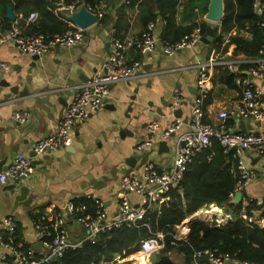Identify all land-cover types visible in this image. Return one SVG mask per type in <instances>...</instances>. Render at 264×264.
<instances>
[{
  "label": "crops",
  "instance_id": "0c3cea01",
  "mask_svg": "<svg viewBox=\"0 0 264 264\" xmlns=\"http://www.w3.org/2000/svg\"><path fill=\"white\" fill-rule=\"evenodd\" d=\"M143 1L136 6L134 3L127 4L121 0L103 1L104 14H110L112 17L110 23L104 25L98 20L86 28L87 38L81 44L55 48L37 59H33V56L21 51L13 43H0V82L3 78L10 80L20 75L22 78L19 91L24 87L29 90V94L24 96L12 93L11 97H7L6 95L11 93V87L0 85V173L12 164L18 153H30L36 141L55 131L62 117L60 113L64 107L63 103L71 101L74 87L103 69L108 57L106 44L111 41L112 30L118 29L117 19L119 25L123 27L122 32L117 30L120 34H137L143 31L145 25L140 17V5ZM82 3H78V6H75L76 4L62 6L59 9L64 11V16L65 13L78 10ZM209 4L210 0L208 7ZM124 5L125 9L122 10ZM183 9L184 5L181 3L178 10L181 12ZM121 11L123 16L118 18ZM206 13L200 14L197 20L204 19L213 27L221 25V22L206 19ZM188 14L185 11L184 24L193 21ZM37 17V12L32 13L26 19V25L36 22ZM162 19L164 18L158 17L154 20L159 23L157 29L160 35L165 26L160 24ZM177 21L180 23V16ZM14 22L19 23L17 15ZM237 32L235 29L226 34L225 42L230 35ZM240 34L251 37L247 31H241ZM203 37L192 49L179 50L172 56L164 53L161 43L153 51L137 52L140 53L139 60L142 62L141 74L111 86L106 104L94 111L85 121H78L75 124L71 145L36 155L42 162L34 166L33 172L28 175L32 176L31 179L21 178L20 181L9 179L4 183L0 181V233L3 230L4 218L12 216L19 230L20 240L16 243H20L24 249L32 245L37 254L41 253L42 248L39 245L32 213L47 211L51 205H65L86 194H95L106 202L110 213L116 216L118 187L123 175L140 172L148 160L155 161L160 168L169 169L175 158L178 139L188 129V124L184 123L167 138H162L160 132L176 118L190 117L197 94L194 89L198 76L197 61L205 60L211 55L221 60L247 58L243 53L235 51L234 43L225 45V50H216L211 43L203 42ZM134 52L136 51H130V57ZM2 62L6 65L2 66ZM245 65L241 64L233 72L245 74L244 78H252V81L262 85L264 90V81L253 77ZM223 68L225 66L219 65L213 72L210 102L205 109V118L209 123L217 125L220 122V111L227 109L228 127L236 130L239 128V120L233 111V101L240 96L241 89L232 88L226 83L220 72ZM240 77L241 75L238 78ZM177 83L181 88H177ZM179 90L184 92L183 104L178 107L182 110V116H176L174 113L176 109L172 108L173 95ZM20 110L31 113L28 122L20 123L14 118L15 112ZM230 118L233 119L231 123ZM152 120L160 122L153 145L146 148L145 152H141L140 156H136L135 161H130L129 157L135 153L133 146L136 139L140 135L145 136L142 142L149 139L147 127L141 125ZM246 120L252 127L251 130L264 128V120L261 123ZM134 127H137V132ZM161 140H166V147L161 148ZM233 152L235 159L241 156L245 164L257 173L256 178L244 190L243 197L263 199L264 155H258L251 150H243L240 155L235 150ZM129 196L136 205L139 203L138 194L130 193ZM77 217L69 214L66 220L72 243H81L86 234ZM192 220L193 217L189 216L182 224L187 226ZM252 221L264 225V218L259 210L255 211ZM8 253L0 241V255ZM172 253L177 251L174 250ZM9 257L14 262L13 254L9 253ZM176 260L181 262V256ZM124 262L152 264V256L144 257L140 252H136L126 256Z\"/></svg>",
  "mask_w": 264,
  "mask_h": 264
},
{
  "label": "built area",
  "instance_id": "2783aa9c",
  "mask_svg": "<svg viewBox=\"0 0 264 264\" xmlns=\"http://www.w3.org/2000/svg\"><path fill=\"white\" fill-rule=\"evenodd\" d=\"M124 3L135 6L141 0H121ZM76 0L73 4H76ZM73 6V5H71ZM88 9L98 15L99 21L104 16L105 5L101 0L99 4L87 5ZM254 10L261 17V25L264 27V2L254 0ZM167 20L162 19L160 24H166ZM156 21H150L141 33L119 35L117 29L112 30L110 54L108 55L103 69L95 72L87 80L73 89L71 101L66 106L63 116L59 119L55 131L33 144V151L36 155L55 151L58 148L66 147L74 126L78 121H85L90 115L100 109L110 95L111 86L120 81L130 80L141 74L142 62L139 59L131 58V50L149 52L156 49L159 43L162 44L166 55H175L179 50L192 49L198 42L202 41L203 33L201 27H196L191 33L186 34L177 41L162 40L158 31ZM87 38L86 28L76 24H71V28L63 33H33L26 34L18 23L2 30L0 27V43L10 42L15 44L21 51L31 56H43L58 47H73L81 44ZM241 64L248 65V71L259 80L264 81V43L256 58H233L221 60L215 55H211L205 60H198L196 67L198 76L196 79L197 94L195 96L191 115L185 122L183 118H176L169 126L160 132L162 138L169 137L179 130L184 124H188V129L179 137L175 158L169 169L160 168L155 161L148 160L142 166L140 172H131L121 177L117 193V215L113 216L106 202L95 194H86L84 197L91 201L94 214L88 211L85 202L69 201L65 205H51L47 211L34 220L36 234L39 245L42 248L40 257H37L35 248L29 245L23 248L20 243L15 242L17 222L12 216H7L3 220V230L0 233V241L3 246L13 254L14 262L10 260L9 253L0 255V264H39L49 261L51 255L57 257L64 254L70 248L79 245L72 243L67 231V215H77L78 221L83 225L86 232L83 240L95 241L100 232L111 230L129 222L135 223L142 219L144 215L154 207L155 203L166 202L169 198L168 192L172 187H176L186 171L188 165L198 152L211 145L212 139L219 140L225 152L233 150L240 153L243 150H251L256 154L264 155V128L260 130H250L244 132L239 129L233 130L226 124L229 116L227 109L220 111V122L213 125L204 120V103L210 94L213 72L219 65L235 71ZM5 66V62L1 63ZM237 82L242 85L240 96L233 101V111L237 117L251 119L262 122L264 120V90L262 85L254 83L252 78H237ZM184 101V92L177 91L173 95L172 108L181 107ZM14 118L20 123H26L31 118L28 111H16ZM160 122L152 120L147 125L148 133L152 137L141 142L137 149L142 151L149 148L154 143V137L158 133ZM34 157L29 153H18L12 164L0 173V181L7 182L9 179H18L29 175L34 170ZM239 179L230 198L236 192L244 191L248 185L256 178L257 173L248 167L244 160L238 158ZM135 193L140 196V201L136 205L130 199L129 194ZM253 198L243 197V207L240 216L252 220L248 216L247 205ZM261 203V199L257 200ZM215 209L214 213H210ZM193 219H200L209 222L210 225L221 228L226 226L232 219L233 214L226 210L225 206L215 203H206L196 212L190 215ZM177 232L174 235L177 239H187L190 227L187 224L176 226ZM82 243V242H81ZM165 245V233L163 231H153L141 240L140 252L144 257H150L158 252ZM124 258L118 256L111 261H103L100 264H124ZM193 264H258L253 261L239 262L232 258L228 252H223L219 248H196L192 254Z\"/></svg>",
  "mask_w": 264,
  "mask_h": 264
},
{
  "label": "trees",
  "instance_id": "16d2710c",
  "mask_svg": "<svg viewBox=\"0 0 264 264\" xmlns=\"http://www.w3.org/2000/svg\"><path fill=\"white\" fill-rule=\"evenodd\" d=\"M74 1L76 0H0V27L5 30L14 22L6 16L7 7L11 6L17 15L20 27L26 34L63 33L70 29L71 25L64 19V11L59 8L71 5ZM77 1L95 5L101 0ZM253 2L254 0H224V17L220 26H214L215 36L211 41V45L216 50H225V45L234 43L235 51L243 53L247 58L259 56L264 43V27L261 25L260 15L254 10ZM78 3L75 6H78ZM181 3L184 9L179 12L178 6ZM207 8L208 0H144L140 5V17L145 25L144 28L158 17L166 19L167 23L161 31V39L174 42L191 33L198 26L201 27L203 34L207 32L210 23L204 19L197 20L200 14L206 13ZM124 9L125 5L122 10ZM185 11L189 13V17H192L193 21L190 24L183 23L186 22ZM34 12L38 13L36 22L26 25V19ZM122 16L123 11L118 13V18ZM178 16L181 18L180 23L177 21ZM111 21V15L106 13L100 23L105 25ZM116 26L117 30L122 32L123 27L119 25L118 19ZM235 29L238 32L230 35L225 42V35ZM241 31L249 32L251 37L241 35ZM134 51L136 52L131 58L139 59L140 53H137L139 50ZM220 72L230 87L241 89L242 92V86L236 80L239 75L244 78L245 74L235 73L227 67ZM209 102L208 96L204 103V111ZM204 120L208 122L205 117ZM232 121L233 119L230 118V123ZM226 124L228 126L227 121ZM233 153V150L225 152L219 140L213 138L211 145L198 152L190 162L180 183L170 189L166 202L155 203L154 207L135 223L126 222L119 227L100 232L95 241L83 240L81 245L68 248L56 261L49 260L39 264H100L118 256L126 257L136 253L140 248L141 240L153 231L165 233V245L153 254L152 264H193V250L207 247L228 252L239 262L253 261L264 264V225L240 216L242 201L230 202V192L234 190L239 179L238 158L235 159ZM257 200L259 199H254L247 205L248 216H254L255 211L259 210L264 218V198L261 199L260 204ZM73 201L85 202L88 205L87 210L94 214L91 201L85 197H77ZM206 203L225 206L226 210L233 214V219L221 228L212 226L207 221L194 219L189 223L190 231L187 239L175 238L176 226L182 224L187 217ZM44 212L32 213V219L37 220ZM18 232L17 228L15 242L20 240ZM174 250L180 254L181 262L172 257ZM41 255L42 253H38L37 257Z\"/></svg>",
  "mask_w": 264,
  "mask_h": 264
},
{
  "label": "water",
  "instance_id": "95a60500",
  "mask_svg": "<svg viewBox=\"0 0 264 264\" xmlns=\"http://www.w3.org/2000/svg\"><path fill=\"white\" fill-rule=\"evenodd\" d=\"M224 0H210V4L208 7V11L205 15V18L213 21V22H221L223 17H224ZM6 16L11 19V20H15L16 19V15L13 11V8L11 6L7 7V14ZM64 18L71 23H74L80 27L83 28H87L90 25L96 23L99 18L98 15L96 13H93L92 11H90L87 7V3L83 2L82 5L79 7L78 10H75L69 14H64ZM215 35V31H214V27L213 26H208L207 28V32L205 34V36L203 37V42L205 43H211V41L213 40ZM106 49H107V53L108 55L110 54V45L106 44ZM39 56H33V59H37ZM21 76L18 75L16 77H13L12 79H7V78H3L2 81L0 82V85H7L11 87V93L7 94V97H11L12 93L14 94H18L19 96H24L29 94V90L27 89V87H24L22 90L19 91L20 88V80H21ZM14 82V83H12ZM177 88H181V85L179 83H177ZM195 92H197V88L194 87ZM135 97V95H134ZM133 97V98H134ZM106 104V103H105ZM104 104V105H105ZM64 107L60 113V116H63L64 110L66 108V106L68 105L67 102L63 103ZM51 109H49L50 111ZM174 113L176 116H182V110L181 108H177L176 110H174ZM140 115V114H139ZM188 119L185 118L184 121L186 122ZM239 120V130L244 131V132H249L252 127L250 126V124L247 123V120L242 118V117H238ZM257 123H261L260 121H257ZM148 123H145L143 125H141V127H147ZM35 127V126H34ZM134 130H136L137 132V127H134ZM73 133L70 136V139L68 141L67 145H71L72 144V139H73ZM147 137L151 138L152 137V133H147ZM145 138V136L140 135L137 139H136V143L133 146V149L135 150V153L133 156L129 157L130 161H135L136 156H140L143 152H145V150L142 151H138L137 147L138 145L143 141V139ZM166 140H161L160 141V145L161 148L166 147ZM233 150H236V147H233ZM142 152V153H141ZM29 155L31 156H35V158L33 159V165L36 166L37 164H40L42 161L37 159L36 157V153L32 150ZM21 178H27V179H31L32 176H24ZM21 178H18L17 181H20ZM245 191H238L236 192L235 196L232 197L230 199L231 203H239L242 201V197L244 195ZM79 245H81V243H79ZM58 259L57 255L53 254L50 256L49 260L50 261H56ZM238 264V263H237Z\"/></svg>",
  "mask_w": 264,
  "mask_h": 264
},
{
  "label": "rangeland",
  "instance_id": "374dc122",
  "mask_svg": "<svg viewBox=\"0 0 264 264\" xmlns=\"http://www.w3.org/2000/svg\"><path fill=\"white\" fill-rule=\"evenodd\" d=\"M16 22H13V24ZM19 24V23H18ZM173 258L176 260L178 258V256H180V254L178 255L177 253H172ZM153 258V255H152ZM180 258V257H179Z\"/></svg>",
  "mask_w": 264,
  "mask_h": 264
},
{
  "label": "bare ground",
  "instance_id": "6f19581e",
  "mask_svg": "<svg viewBox=\"0 0 264 264\" xmlns=\"http://www.w3.org/2000/svg\"><path fill=\"white\" fill-rule=\"evenodd\" d=\"M214 211H215V209H213L210 213H214ZM144 261V260H143ZM144 262H147V260L146 261H144Z\"/></svg>",
  "mask_w": 264,
  "mask_h": 264
}]
</instances>
